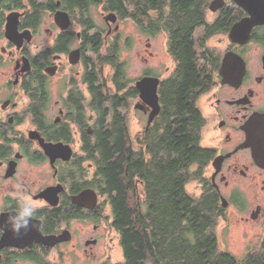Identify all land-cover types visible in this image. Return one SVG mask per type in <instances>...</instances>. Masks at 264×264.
<instances>
[{
	"label": "flooded vegetation",
	"instance_id": "obj_1",
	"mask_svg": "<svg viewBox=\"0 0 264 264\" xmlns=\"http://www.w3.org/2000/svg\"><path fill=\"white\" fill-rule=\"evenodd\" d=\"M82 1L89 5L85 12L75 6L67 9L65 0H0V264H125V234L137 226L118 222L104 193L98 146L99 132L108 130L109 117L104 127L97 125V118L99 114H108L109 109V45L116 42L122 50L131 48L122 32L127 21L133 20L147 38L148 58L143 59L146 66L134 79V96L120 110L121 122L128 130L126 134L124 131V145L142 157L149 156L150 147H155L149 135L163 126L160 91L177 67L170 53L173 36L168 24L173 0H155L151 4L118 0L117 11L109 9L110 0ZM192 1L196 9L206 2L205 15L208 11L215 14L214 21L206 22L207 25H217L227 13L234 12L237 17L238 7L232 1H226L217 12L210 10L213 0ZM158 5L163 9H158ZM96 7L102 9L106 29L86 30L84 22L93 21L91 10ZM38 8L44 10L42 20L30 26L28 19ZM58 12L70 16L71 25L66 30L55 22ZM14 13L23 15L19 32L29 30L33 34L31 43L25 41L20 48L6 35L8 16ZM111 13L116 14L117 22L106 21ZM46 17L51 21V28L46 30L48 42L36 45ZM206 24L197 28L193 37L199 73L193 97L204 119V147L211 153L206 168L211 170V182L219 200L226 196L228 207L235 203L245 212L243 224L260 223L264 231V169L255 162L252 149L245 147L250 123L257 131L264 130V26L257 27L245 45L230 41L234 24L224 33L221 27L217 28L215 36L227 37L224 41L228 42L225 52L217 56L208 47L213 37L208 38L207 34L206 38ZM162 35L167 37V52L175 62L173 72L150 65L155 58L153 43ZM254 43L263 53L261 66L253 73L246 51ZM229 53L240 56L246 66L243 80L234 84L224 83L220 73ZM121 56L120 53V60L125 62ZM233 67H237L236 60ZM165 72L170 75L166 77ZM146 77L161 81L158 114L154 105L142 99L136 84ZM204 97L208 99L206 112L198 105ZM131 106L141 130L134 136L129 128ZM207 129L211 131L208 141ZM246 181L252 186H245ZM86 191L96 195L95 203L91 192L92 200L87 198L79 203L78 197ZM249 191L250 197L245 195ZM243 199H249V209ZM28 202L34 206L35 214L26 228L15 233L9 217L18 215ZM144 202V182L135 177L127 206L130 211L135 207L136 211L143 210Z\"/></svg>",
	"mask_w": 264,
	"mask_h": 264
},
{
	"label": "trees",
	"instance_id": "obj_2",
	"mask_svg": "<svg viewBox=\"0 0 264 264\" xmlns=\"http://www.w3.org/2000/svg\"><path fill=\"white\" fill-rule=\"evenodd\" d=\"M65 1L67 9L75 6L85 12L89 8L82 0ZM118 2L110 0L109 9L117 11ZM205 4L196 9L192 0L172 1V17L168 22L173 36L170 53L177 67L160 91L164 103L163 126L149 135V140L153 138L155 142L149 156L142 157L125 148L124 131L126 134L128 130L121 122L120 110L134 96V81L129 77L128 63L120 60L122 49L116 42L109 45L107 64L112 70L109 109L108 114H99L97 118V125L104 127L109 117V127L104 133L103 129L99 132L98 167L105 183L104 193L117 221L129 227L130 223H137L125 234V264H264V238L259 249L249 250L244 259L220 249L217 226L225 211L212 184L207 182L199 197L187 192L188 184L203 181V170L211 156L202 145L204 119L193 97L199 85L193 37L195 30L207 22ZM43 11L38 8L29 17L30 26L41 22ZM243 15L238 8L237 17L234 12L227 13L217 25L206 24V38L207 34L208 38L214 37L219 27L222 32L228 31ZM80 24H83L81 20ZM84 28L90 30L95 25L88 20ZM135 177L144 182V209L136 211L135 207L130 211L127 201Z\"/></svg>",
	"mask_w": 264,
	"mask_h": 264
},
{
	"label": "rangeland",
	"instance_id": "obj_3",
	"mask_svg": "<svg viewBox=\"0 0 264 264\" xmlns=\"http://www.w3.org/2000/svg\"><path fill=\"white\" fill-rule=\"evenodd\" d=\"M93 15V23L96 28L99 30L106 29L105 23L102 19V9L94 8L91 10ZM206 20L208 23H212L215 18V14L213 15L211 12L208 11L206 13ZM50 20L48 17L45 18L44 28L42 32H40L38 38L35 40V44H43L47 43L49 36L46 33L47 29L51 28ZM80 30V28H78ZM130 41L131 48H125L121 50L122 59L129 65V77L134 79L139 76L141 71L146 66L144 62V58H148V54L145 50V44L147 38L144 37L140 31L136 28L135 23L133 20H128L126 23V28L122 32ZM197 35H200L198 32ZM140 36V37H139ZM227 37L224 36H215L211 39L208 43V47H210L211 51L219 56L220 53H224L226 48L228 47ZM141 41V45H140ZM223 41V42H222ZM138 46V50L135 47ZM134 48V49H133ZM263 49H260L257 44H252L246 51L247 60L249 62L250 69L254 73L255 70L261 66V54L263 53ZM141 52V55H139ZM152 52L155 53V58L151 60L150 65H156L157 67L166 70V68L172 69V72L175 69V62L169 56L167 52V37L166 35H162L157 38V40L153 43ZM173 63V64H172ZM158 68V69H159ZM160 73V71H159ZM167 73V72H165ZM106 75L108 79L112 76V70L108 66L106 69ZM170 73L166 74L168 77ZM208 99L207 97L202 98L198 105L203 112L208 111ZM139 119L136 118L134 112L132 111V106L129 112V128L131 131V135H137L140 133V128L138 126ZM205 129L203 130V143L205 138ZM211 136V131L207 129V141ZM211 182V170L209 168H204L203 170V181H194L188 184L187 192L192 194L193 196L199 197L203 193L204 185ZM254 185V184H253ZM245 186H252L249 181L245 182ZM261 186V183H257V189ZM234 187L231 188L230 191L233 190ZM246 196H251L250 191L246 192ZM228 200V198L225 196ZM244 206L246 208H250L249 199H243ZM233 203L227 208H222L225 211L224 218L220 219L217 226V234L219 237V245L220 249L226 252H229L235 255L239 259H244L248 254V251L257 248L259 249V242L264 238V231L263 227L260 223H250L249 225L243 224L241 221L242 217L245 216V212H241Z\"/></svg>",
	"mask_w": 264,
	"mask_h": 264
},
{
	"label": "water",
	"instance_id": "obj_4",
	"mask_svg": "<svg viewBox=\"0 0 264 264\" xmlns=\"http://www.w3.org/2000/svg\"><path fill=\"white\" fill-rule=\"evenodd\" d=\"M226 1L234 2L239 8H241L245 13L246 17L239 20L235 23L229 34V39L233 43L245 45L248 44L252 39V32L256 27L264 26V0H213L210 10L217 12L225 6ZM22 14H11L8 16L7 25H6V35L7 38L19 48L26 41L31 43L33 39V34L31 31L27 30L23 33L19 32V23ZM116 14L111 13L106 17L107 22L115 23L118 20ZM55 22L57 25L66 30L71 25L70 16L64 12H58L55 17ZM78 54V52L75 54ZM78 58V57H76ZM237 61V67H233V63ZM221 75L224 77V83L236 81H242L246 73V66L244 61L240 56L236 54L229 53L225 56L223 61V66L220 71ZM160 79L154 77H146L137 83L138 87L141 89L142 99L148 103H151L156 107V113L160 111L159 103V86ZM256 123V119L253 120V124ZM248 132V139L245 144V147L251 148L253 151V158L257 165L264 169V130L257 131L256 126L249 124L246 129ZM91 191H86L82 193L79 197V203L86 202V199L89 198ZM94 196V203L96 202V195L91 192ZM81 200V201H80ZM223 208H227L228 202L222 200Z\"/></svg>",
	"mask_w": 264,
	"mask_h": 264
},
{
	"label": "clouds",
	"instance_id": "obj_5",
	"mask_svg": "<svg viewBox=\"0 0 264 264\" xmlns=\"http://www.w3.org/2000/svg\"><path fill=\"white\" fill-rule=\"evenodd\" d=\"M35 214V208L30 202L26 203L24 208L19 211L18 215L10 216L9 223L12 225L13 231L19 233L20 229L26 228L29 218Z\"/></svg>",
	"mask_w": 264,
	"mask_h": 264
},
{
	"label": "bare ground",
	"instance_id": "obj_6",
	"mask_svg": "<svg viewBox=\"0 0 264 264\" xmlns=\"http://www.w3.org/2000/svg\"><path fill=\"white\" fill-rule=\"evenodd\" d=\"M137 84V83H136ZM137 86V85H136Z\"/></svg>",
	"mask_w": 264,
	"mask_h": 264
}]
</instances>
